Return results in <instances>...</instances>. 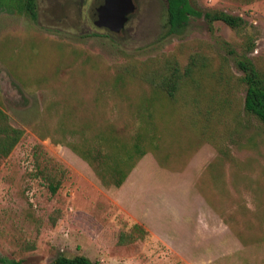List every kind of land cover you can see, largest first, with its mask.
<instances>
[{
    "label": "rangeland",
    "instance_id": "374dc122",
    "mask_svg": "<svg viewBox=\"0 0 264 264\" xmlns=\"http://www.w3.org/2000/svg\"><path fill=\"white\" fill-rule=\"evenodd\" d=\"M133 1L124 29L111 33L94 24L100 0H36L34 22L0 0V109L23 131L0 158V264H49L59 255L98 264H264V125L242 112L239 125L234 119L244 94L234 88L237 61L264 72V0H189L202 15L172 34L165 0ZM215 12L244 24L210 22L205 15ZM169 58L196 59L194 88L183 86L173 102L139 81L114 84L125 65ZM198 111L211 117L204 127ZM140 115L152 116L159 146L118 188L103 186L64 145L90 149L104 144L95 137L104 133L116 140L104 145L107 154L119 152L132 145ZM49 163L65 170L54 195L34 176ZM135 224L145 236L118 244Z\"/></svg>",
    "mask_w": 264,
    "mask_h": 264
},
{
    "label": "trees",
    "instance_id": "16d2710c",
    "mask_svg": "<svg viewBox=\"0 0 264 264\" xmlns=\"http://www.w3.org/2000/svg\"><path fill=\"white\" fill-rule=\"evenodd\" d=\"M18 5L30 20L33 22L37 19L36 0H9ZM166 1V20L164 23L165 34L178 32L188 22L190 16H201L196 11L189 0H165ZM206 18L210 22L220 21L228 27L237 30L243 24L242 18L229 15L224 12H215L206 14ZM237 69L241 76H234V88L242 86L244 89L243 101L241 109L234 102V119L237 125L240 124L241 112L256 118L264 125V72L257 69L256 65L249 59L237 61ZM196 70V59L193 58L185 65L175 58L166 59L163 63H151L149 65L136 66L135 64L125 65L117 72L114 81L115 86L122 82L134 80L146 84L152 92L162 94L166 100L173 102L179 90L184 86L193 87L196 84L194 73ZM119 86V85H118ZM197 114L196 121L205 126L206 121H211L210 115L204 116L201 111ZM141 116V115H140ZM237 127V126H236ZM154 125L152 116L140 118V126L138 132L134 136L132 145L127 148H119V152H111L107 154L105 146L109 148L116 143L111 136L107 139L106 134L95 136L96 140H101L104 144L96 143L93 148H82L81 145L74 143H64L73 152L78 154L82 159L87 161L93 168L99 178L101 184L105 187H120L126 180L128 173L134 167L135 163L142 158L147 150L157 151L159 143L154 141L153 133ZM201 136H205L206 132L203 128L195 129ZM23 131L16 129L9 124L8 116L0 109V158L9 156L13 148L22 137ZM149 140L148 143L145 142ZM149 146V147H148ZM38 148V147H37ZM38 148V152H39ZM168 159V154H164V159ZM49 160V159H47ZM115 160V161H114ZM34 176L39 177L47 186L50 194H56L65 170L54 163L40 168L36 167ZM145 230L139 225L132 227L130 233H120L118 236V244L132 243L137 238L142 239L145 236ZM6 262V261H5ZM8 262V261H7ZM9 264H21V261H9ZM49 264H98L89 260L82 255L64 256L59 255Z\"/></svg>",
    "mask_w": 264,
    "mask_h": 264
},
{
    "label": "water",
    "instance_id": "95a60500",
    "mask_svg": "<svg viewBox=\"0 0 264 264\" xmlns=\"http://www.w3.org/2000/svg\"><path fill=\"white\" fill-rule=\"evenodd\" d=\"M134 10L133 0H100L94 24L111 33H119Z\"/></svg>",
    "mask_w": 264,
    "mask_h": 264
}]
</instances>
